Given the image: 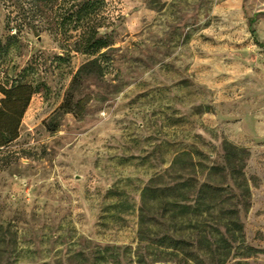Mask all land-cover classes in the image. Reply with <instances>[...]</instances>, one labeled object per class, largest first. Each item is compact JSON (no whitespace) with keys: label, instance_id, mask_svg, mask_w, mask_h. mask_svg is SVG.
Returning a JSON list of instances; mask_svg holds the SVG:
<instances>
[{"label":"rangeland","instance_id":"1","mask_svg":"<svg viewBox=\"0 0 264 264\" xmlns=\"http://www.w3.org/2000/svg\"><path fill=\"white\" fill-rule=\"evenodd\" d=\"M28 81L0 146V264H264V0H0V85ZM203 183L221 190L195 203Z\"/></svg>","mask_w":264,"mask_h":264},{"label":"trees","instance_id":"2","mask_svg":"<svg viewBox=\"0 0 264 264\" xmlns=\"http://www.w3.org/2000/svg\"><path fill=\"white\" fill-rule=\"evenodd\" d=\"M252 22L253 19H250L249 24L251 25ZM24 26L25 25H23V23H20L15 27V29L20 31L23 29ZM83 40L88 41L89 47L91 48H100L106 46L105 42L102 41L101 37H96L95 34H88L86 36V34L84 33L79 36L76 43H78L79 46H82ZM96 61V59H92L91 61L83 64L73 75L71 86H74L76 83H79V81H81L84 77L90 74L88 71H86V68L88 67V65L95 64ZM0 90L4 94V98L2 99V106L0 107V116L3 118V120H0V146H5L17 137L18 123L22 117L23 111L28 106L32 95L35 92L39 91V86L34 85V83H32L31 81L18 82L12 84L10 87L0 85ZM20 90L25 92V98L23 102V109L19 111L16 105H18L19 101L21 100L20 97H18L17 95ZM72 99V95L68 93L65 97L64 102L61 105V110L63 112H70L74 110L72 108ZM81 101L82 99L76 100L75 106L80 105ZM11 120L14 121L13 126H10L7 123ZM223 148L225 151V164L227 170L229 172V175L233 179L236 188L239 190V192L234 194V197L238 198V202L242 203L243 206H249L251 192L248 185V180L244 174L245 159L247 157L248 152L244 147L238 146L229 141H225ZM220 188L217 186H212V184L209 183L201 184L196 191V198L194 200L195 203H198L199 199L203 196L204 193H206V189L218 191L221 190ZM183 206L188 208L192 207V205L188 202L183 203ZM234 211L235 216L233 217L231 223L227 225L225 232L223 233V238L226 240H228V238H237V231L240 232V235H238V237L243 235L242 223L240 222L239 217L237 215V210L235 209Z\"/></svg>","mask_w":264,"mask_h":264},{"label":"water","instance_id":"3","mask_svg":"<svg viewBox=\"0 0 264 264\" xmlns=\"http://www.w3.org/2000/svg\"><path fill=\"white\" fill-rule=\"evenodd\" d=\"M164 264H174V263H164Z\"/></svg>","mask_w":264,"mask_h":264}]
</instances>
